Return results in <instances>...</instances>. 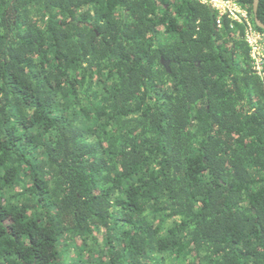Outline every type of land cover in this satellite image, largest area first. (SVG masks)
I'll use <instances>...</instances> for the list:
<instances>
[{
  "label": "trees",
  "instance_id": "trees-1",
  "mask_svg": "<svg viewBox=\"0 0 264 264\" xmlns=\"http://www.w3.org/2000/svg\"><path fill=\"white\" fill-rule=\"evenodd\" d=\"M253 62L199 0H0V264H264Z\"/></svg>",
  "mask_w": 264,
  "mask_h": 264
},
{
  "label": "built area",
  "instance_id": "built-area-1",
  "mask_svg": "<svg viewBox=\"0 0 264 264\" xmlns=\"http://www.w3.org/2000/svg\"><path fill=\"white\" fill-rule=\"evenodd\" d=\"M208 6L215 15V25L222 28L224 20L240 23L245 26V38L251 48L255 71L264 75V34L260 33L251 20L250 14L237 0H199Z\"/></svg>",
  "mask_w": 264,
  "mask_h": 264
},
{
  "label": "water",
  "instance_id": "water-1",
  "mask_svg": "<svg viewBox=\"0 0 264 264\" xmlns=\"http://www.w3.org/2000/svg\"><path fill=\"white\" fill-rule=\"evenodd\" d=\"M258 7H259V0H254V4H253L254 22L257 27L264 30V23L258 18ZM162 63L168 67V62H164V60L162 59Z\"/></svg>",
  "mask_w": 264,
  "mask_h": 264
}]
</instances>
